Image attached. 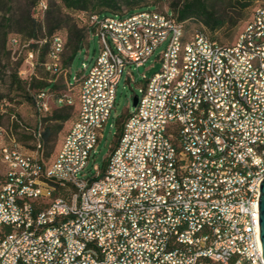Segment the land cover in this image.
Returning <instances> with one entry per match:
<instances>
[{"label":"built area","instance_id":"1","mask_svg":"<svg viewBox=\"0 0 264 264\" xmlns=\"http://www.w3.org/2000/svg\"><path fill=\"white\" fill-rule=\"evenodd\" d=\"M36 14L43 16L42 0ZM74 17L90 34L91 24H98L92 35L99 51L81 65L76 117L54 159L45 163L41 158L44 120L54 106L73 105V100L46 91L32 95L34 149L26 150L15 139L0 145V264H264L258 224L264 179V66H259L264 28L253 38L263 40L256 55L239 46L251 24L261 26L264 7L253 10L232 44L214 37L200 41L193 30L186 32L183 57L165 55L183 22L165 38L142 31L147 51L133 65L151 63L154 69L159 64L150 77H141L142 85L153 79V92L141 98V86L101 177V167L90 160L125 70L118 61L121 78L102 86L104 53L106 48H113L114 56L126 52L109 40L106 28L123 29L129 45L131 18L162 21L150 6L121 17L85 12ZM65 44L55 33L43 64L56 76L62 73ZM34 56L29 51L28 69H20L19 77L37 78ZM233 56H241V63H233ZM190 61L198 62L196 75H203V82L193 100L181 101ZM217 62L231 65L234 95L218 88ZM245 65H253V72H245ZM237 74L247 75V83H237ZM227 100H234L233 114H226ZM142 107H149V115H142ZM180 107H187V114H180ZM90 108H97V120H90ZM77 136H84V143H77ZM118 142H126L125 152H118ZM76 146H83L82 154H75ZM60 181L69 182L70 190L57 189ZM147 223H155L157 232H148ZM61 242H69V250H61ZM78 251L87 253L86 261L76 260ZM90 253H97V260H90Z\"/></svg>","mask_w":264,"mask_h":264},{"label":"trees","instance_id":"2","mask_svg":"<svg viewBox=\"0 0 264 264\" xmlns=\"http://www.w3.org/2000/svg\"><path fill=\"white\" fill-rule=\"evenodd\" d=\"M59 4L49 1L43 6V21H37L33 13L36 12V6L39 0H29V8L25 16L21 15L17 22V31L24 35L30 42L31 52L35 54L34 61L37 66H41L46 72L45 77L35 76L21 78L18 71H14L9 75L11 86L15 85L19 90L25 93V89L34 91L33 94L46 91L54 98L71 99L66 91L72 87L80 86L82 82V74L77 73L73 78L70 77L69 69L79 53L88 48V36L96 31L95 25H91V34L87 31V25H79L75 17L70 13L85 12L92 14H114V16L123 15L126 12H132L145 7H158L160 0L150 3V0H58ZM258 0H172L168 6L170 12L177 21L183 22L186 28L190 26L191 21L199 22V25L207 32H217L221 29H232L239 21L244 18V11ZM32 8V14L29 9ZM64 11V12H63ZM7 15V19L4 16ZM2 16V17H1ZM11 14L9 3L7 0H0V20L10 21ZM188 25V27H187ZM44 28V30H43ZM7 28L0 25V49H8L9 36ZM194 29V28H193ZM62 31V32H61ZM56 33L61 36L66 43L62 53L60 54V62L62 73L59 76L52 74L43 67L46 63L51 47V38ZM64 33V34H63ZM64 35V36H62ZM45 40V42H43ZM10 51H7L9 54ZM32 102V99H29ZM73 105H64L61 107L54 106L51 115L46 121H55L57 124L64 123L71 119ZM61 108V109H59ZM76 117V115H75ZM127 117V116H126ZM125 117V119H126ZM75 119V118H74ZM124 119V120H125ZM123 122L118 125L117 139L122 132ZM61 125L47 126L43 130L42 142L48 147L51 138L50 133L54 135L61 130ZM106 167V161L101 166V177ZM57 189H60L57 186ZM64 190V189H61ZM65 190H70L66 188Z\"/></svg>","mask_w":264,"mask_h":264},{"label":"rangeland","instance_id":"3","mask_svg":"<svg viewBox=\"0 0 264 264\" xmlns=\"http://www.w3.org/2000/svg\"><path fill=\"white\" fill-rule=\"evenodd\" d=\"M7 1L9 3L11 18L10 21H3V19H1L0 25H3V27L7 28L6 30L8 31L9 39L14 37L17 40V43H9L8 49H0V145L8 143L11 139H15L26 150L32 151L34 149V141L30 133L36 125L37 116L35 114L32 102L29 99H32L34 91L28 90L26 88L24 93L15 85L11 86L9 79V75L15 70L18 71L21 69L24 71L28 69V53L31 50L29 46L30 42L24 35L17 31V22L19 17L21 15L25 16L26 12L28 11L29 0ZM49 1L59 4L58 0H42L44 5L45 3L47 5ZM153 1L155 0H150V3ZM171 1L172 0H160L157 3L158 7L154 8L162 11L169 10L168 6ZM258 7H264V0H258L248 7L244 11V18L239 21V23L232 29H221L214 33L207 32L208 30L206 31L204 28H202L197 21H191L190 26L194 29L205 32L209 35V37H214L223 44H232L237 38L244 23L250 18L253 10ZM29 10L32 14V8ZM123 11L126 12V9ZM135 11H132L131 13ZM69 15L74 17V13H70ZM33 16L37 21L42 23L43 17H41V14H36L34 11ZM4 19H7V15L4 16ZM88 42V48L78 54L69 69L70 77L72 78L77 73H81V65L83 62H88L91 58L98 54V38L96 36L89 35ZM7 51H10L9 54H7ZM150 64L151 63H147L145 67L136 68L134 65H131L125 68L116 90L114 109L112 110L109 120L104 126V129L101 133L102 138L99 139L95 155L91 158L90 164L94 161V163L101 167L109 157L112 146L116 144L118 125H120L124 121L125 117L133 111V97L140 95V88L143 86L141 77H150L159 68V64H156L154 69H149ZM35 72L38 77L46 76V72L41 66H37V70ZM78 88V85H76L72 87L71 90L66 91V94L70 95L73 100L71 119L60 124H57L55 121L44 122V128L47 126L56 125H61L62 127L56 136L54 135L53 131L50 133L51 138L48 142V147L45 146L47 144H43L42 146V152L40 153L42 154L41 158H43L45 163H48L54 159V156L60 147L63 136L75 118L78 107Z\"/></svg>","mask_w":264,"mask_h":264},{"label":"bare ground","instance_id":"4","mask_svg":"<svg viewBox=\"0 0 264 264\" xmlns=\"http://www.w3.org/2000/svg\"><path fill=\"white\" fill-rule=\"evenodd\" d=\"M157 18H161V23H152L149 19L141 17H133L129 23V31L133 38V42L129 43L124 35L123 29L115 27V24H108L106 28V35L110 41L117 44L119 50L116 51V56L113 54V48H106L104 53V63L106 72L101 73L102 86H110L118 78H121L123 73V64H118V61L124 62V69L127 66L141 63V55H145L147 51V41L142 33L151 35L153 38H165L171 27H174L178 21L169 10H159L154 8ZM120 17V16H114ZM93 25V24H91ZM96 31H98V24H94ZM188 27V25H187ZM264 28V18H261V26L258 24H251V32H246L243 37L239 38V46L246 47L248 55H256V49L263 47V40L253 41V38H259ZM194 31L200 41H209V35L203 31L193 28H186L181 24V28L177 29V36L170 39V47H165L166 57H183L182 38L186 36V32ZM60 41L64 42L63 37ZM233 63H241V56H233ZM259 66H264V58H259ZM198 71V62L190 61L187 69L188 86L181 93V101L193 100L197 95L200 85L203 82V75H196ZM245 72H253V65H245ZM217 79L218 88H223L225 95H234V88L231 85V65H226L225 62H217ZM237 83H247V75L237 74ZM153 92V79H145L142 86L141 98H149ZM116 95H112V102H115ZM226 114H233L234 100L225 101ZM114 108H107V115H111ZM180 114H187V107H180ZM142 115H149V107H142ZM90 120H97V108H90ZM77 143H84V136H77ZM126 142H118V152H125ZM83 146L75 147V154H82ZM60 189L70 188V183L67 181L57 182ZM148 232H157V225L155 223H147ZM61 250H69V242H61ZM77 261H86L87 253L85 251H78L76 253ZM90 260H97V253H90ZM73 264V263H66ZM162 264H184L181 262L162 261Z\"/></svg>","mask_w":264,"mask_h":264},{"label":"water","instance_id":"5","mask_svg":"<svg viewBox=\"0 0 264 264\" xmlns=\"http://www.w3.org/2000/svg\"><path fill=\"white\" fill-rule=\"evenodd\" d=\"M138 102V96H134L132 99V107L135 108ZM259 198H258V224H259V236L262 249V257L264 260V179H262L259 185Z\"/></svg>","mask_w":264,"mask_h":264},{"label":"crops","instance_id":"6","mask_svg":"<svg viewBox=\"0 0 264 264\" xmlns=\"http://www.w3.org/2000/svg\"><path fill=\"white\" fill-rule=\"evenodd\" d=\"M72 123V122H71Z\"/></svg>","mask_w":264,"mask_h":264}]
</instances>
